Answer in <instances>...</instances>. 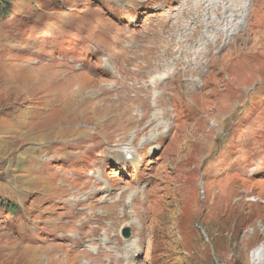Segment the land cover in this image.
I'll return each mask as SVG.
<instances>
[{
	"label": "rangeland",
	"instance_id": "rangeland-1",
	"mask_svg": "<svg viewBox=\"0 0 264 264\" xmlns=\"http://www.w3.org/2000/svg\"><path fill=\"white\" fill-rule=\"evenodd\" d=\"M197 1H11L0 18V264H264V0L233 39L220 0L207 13ZM114 82L124 93L104 91ZM142 90L148 113L138 100L114 107ZM162 108L161 127L132 147L140 115ZM120 146L137 153L123 160ZM135 189L147 201L129 200L122 219L109 202Z\"/></svg>",
	"mask_w": 264,
	"mask_h": 264
},
{
	"label": "bare ground",
	"instance_id": "bare-ground-1",
	"mask_svg": "<svg viewBox=\"0 0 264 264\" xmlns=\"http://www.w3.org/2000/svg\"><path fill=\"white\" fill-rule=\"evenodd\" d=\"M214 0H198L197 1V4L195 5V8H200L202 12H210V9H212L214 7ZM251 4V0H220L219 1V8L222 9V14H223V19L224 20H229L228 22L229 23H232L233 21H235V23L233 24V32H231L229 34V39H233L234 38V35H235V30L237 29L238 26H242L243 25V18L246 16V12L249 11V6ZM211 18V16H207L206 18H204V21H208L209 19ZM190 66L192 65H206L208 64V62H202L200 60H191V61H188L187 62ZM204 85V84H203ZM202 85V86H203ZM188 86L189 88L192 90V91H195V90H198L197 88V85L195 84V81H190L188 83ZM104 91H116V92H119V93H124V88H121L119 91L117 89L116 86H112L110 88H107L105 89ZM140 100L142 103H148L147 102V97H146V94H145V91L142 90L140 91V93L133 99L131 98H128V97H125L123 100L117 102V104L114 106L115 108H118L120 106H128L130 105L134 100ZM160 99H161V96H158L155 100H154V105L156 107H160ZM148 105V104H147ZM149 106V105H148ZM160 112V110H159ZM160 115H161V119H159L158 115L156 114H153V118L152 120H149L147 123H143V116L144 114L141 115V119H140V125L138 126V129L136 130L135 132V137L132 139L131 141V146L133 147L134 146V143L136 141V139L138 138V135L140 133H143L145 130H147L149 127L150 128H154L156 130H158V128L161 127V124H162V120H166L164 115H163V108L160 112ZM156 120V123L153 125V122ZM127 141V135H121L120 137L117 138V140H115L116 144L119 146V145H123L125 142ZM121 150V153H122V157L123 159H125V152H129L131 154L130 151H127L125 149V147H121L120 146V149ZM136 154V150L133 151L132 153V156H134ZM126 191L123 190L120 195L118 196V198L114 201H110V203H118L119 204V213H120V217L122 219L126 218V215H129L131 212H129V200H132V199H143V200H146L147 201V198H148V192H142L138 189H135V191H133L132 193H129L127 194V200L125 201L122 200V196L124 195ZM105 202H107V199H109V196L106 195L105 196ZM139 222L141 223V225H143V220H142V217L141 219L139 220ZM142 227V226H141ZM141 229V228H140ZM99 242L101 244H104L106 242V239H99ZM90 250L95 253L97 250L95 247H90ZM122 250H125V252H128L130 253L132 250V252L136 251L134 250V246H127V247H122L121 248V251ZM260 256V254L258 255Z\"/></svg>",
	"mask_w": 264,
	"mask_h": 264
},
{
	"label": "trees",
	"instance_id": "trees-1",
	"mask_svg": "<svg viewBox=\"0 0 264 264\" xmlns=\"http://www.w3.org/2000/svg\"><path fill=\"white\" fill-rule=\"evenodd\" d=\"M11 1L12 0H0V18L4 19L5 16L10 12L9 4Z\"/></svg>",
	"mask_w": 264,
	"mask_h": 264
},
{
	"label": "water",
	"instance_id": "water-1",
	"mask_svg": "<svg viewBox=\"0 0 264 264\" xmlns=\"http://www.w3.org/2000/svg\"><path fill=\"white\" fill-rule=\"evenodd\" d=\"M121 234H122L123 237H128L129 234H130L129 228H127V227L122 228Z\"/></svg>",
	"mask_w": 264,
	"mask_h": 264
}]
</instances>
